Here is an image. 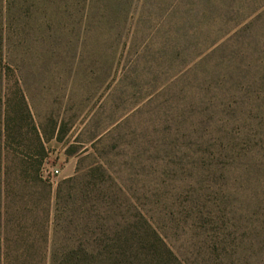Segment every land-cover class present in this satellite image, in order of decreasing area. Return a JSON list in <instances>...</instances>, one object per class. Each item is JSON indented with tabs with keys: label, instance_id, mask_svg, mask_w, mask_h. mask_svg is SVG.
Instances as JSON below:
<instances>
[{
	"label": "rangeland",
	"instance_id": "rangeland-1",
	"mask_svg": "<svg viewBox=\"0 0 264 264\" xmlns=\"http://www.w3.org/2000/svg\"><path fill=\"white\" fill-rule=\"evenodd\" d=\"M20 90L46 155L39 184L0 173V261L148 224L184 264H264V0H0ZM3 120L8 164L36 156Z\"/></svg>",
	"mask_w": 264,
	"mask_h": 264
},
{
	"label": "trees",
	"instance_id": "trees-1",
	"mask_svg": "<svg viewBox=\"0 0 264 264\" xmlns=\"http://www.w3.org/2000/svg\"><path fill=\"white\" fill-rule=\"evenodd\" d=\"M26 97L23 90L17 92L13 97L9 98L7 96L4 100L2 95H0V115L3 114L5 124L4 139L6 145H8L15 135H23L24 124H27V126L32 125L38 138L34 147L35 151L37 150V155H31L32 157H30L29 154L17 152L16 155L12 156L14 160L11 164H8V158L11 156L10 151L2 149L1 146L0 173L2 172L8 179L14 177L22 179L25 183L39 184L42 182L40 164L46 155V150L44 142L37 132L38 128L34 122ZM77 149V147L70 146L68 151L72 154ZM79 178L80 176H75L68 180L72 181ZM67 198L69 203L75 204L74 198H72L70 193ZM57 199V206L60 208V201L63 199L61 190L58 191ZM95 238L96 244L93 245L71 249L65 248L61 252L54 251L52 255L57 258L55 260L14 259L6 262L0 261V264H184V261L170 247L165 238L148 224H145L138 235H133L132 233L131 236L125 237L131 245L125 251L122 250L123 230L120 232L115 231L111 234L102 231L97 233ZM136 244L140 245V247L133 249ZM29 252L30 255L35 253L33 248ZM41 254L46 255L47 250L41 252Z\"/></svg>",
	"mask_w": 264,
	"mask_h": 264
},
{
	"label": "built area",
	"instance_id": "built-area-1",
	"mask_svg": "<svg viewBox=\"0 0 264 264\" xmlns=\"http://www.w3.org/2000/svg\"><path fill=\"white\" fill-rule=\"evenodd\" d=\"M51 171H52V174H54V175H56V176H58V175L61 174V170H59V169H53V170H51Z\"/></svg>",
	"mask_w": 264,
	"mask_h": 264
}]
</instances>
